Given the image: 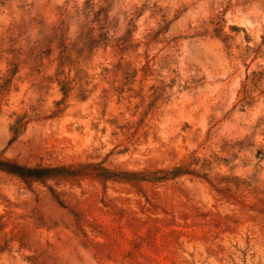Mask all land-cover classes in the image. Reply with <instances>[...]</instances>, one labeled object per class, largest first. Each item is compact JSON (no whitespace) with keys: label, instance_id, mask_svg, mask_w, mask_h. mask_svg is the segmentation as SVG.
I'll return each mask as SVG.
<instances>
[{"label":"rangeland","instance_id":"1","mask_svg":"<svg viewBox=\"0 0 264 264\" xmlns=\"http://www.w3.org/2000/svg\"><path fill=\"white\" fill-rule=\"evenodd\" d=\"M0 264H264V0H0Z\"/></svg>","mask_w":264,"mask_h":264},{"label":"trees","instance_id":"2","mask_svg":"<svg viewBox=\"0 0 264 264\" xmlns=\"http://www.w3.org/2000/svg\"><path fill=\"white\" fill-rule=\"evenodd\" d=\"M0 169H5L9 172L16 173L23 177H41L47 176L58 170L55 167H44V166H24L17 163H5L0 162Z\"/></svg>","mask_w":264,"mask_h":264}]
</instances>
